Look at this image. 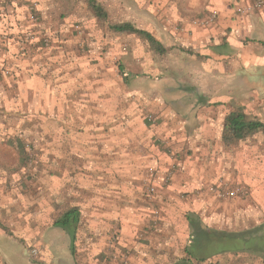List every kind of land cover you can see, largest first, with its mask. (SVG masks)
Wrapping results in <instances>:
<instances>
[{"label": "crops", "instance_id": "crops-1", "mask_svg": "<svg viewBox=\"0 0 264 264\" xmlns=\"http://www.w3.org/2000/svg\"><path fill=\"white\" fill-rule=\"evenodd\" d=\"M196 1L187 0L192 6ZM260 2L264 0H205L200 7L228 20L226 25L195 29L190 45L206 50L210 62L232 64L227 71L195 74L200 88H177L173 72L153 78L170 88L131 90L122 80L117 82L120 88H114L103 68L92 65L97 61L92 51L68 52L61 43L41 63L32 62L24 70L17 64L15 74L26 76V87L17 96L28 97L20 109L31 118L40 115L41 179L24 190L0 191V246L12 240L28 251L24 243L29 241L39 251L45 246L57 254L62 241L66 259L60 263L79 264L66 232L55 227L58 218L77 207L80 226L85 227L79 229L82 264H175L190 241L189 214L199 215L208 228L227 231L251 221L243 222L242 216L248 217L244 207L251 208L264 188V153L256 157L249 140L243 150L242 140L225 139L226 110L233 107L230 114L237 113L241 104L233 98H241L237 80L242 61L235 51L238 44L224 37L227 27L247 28L264 51V7L247 18L234 15L236 4ZM175 42L183 45L180 36ZM11 57L9 53V62ZM139 108L159 115L157 139L173 149V156L155 147L156 138L130 135V112ZM18 125L34 129L24 121ZM220 180L247 187L251 201H207L204 189ZM149 185L157 190L152 198L146 195ZM55 213L57 218L51 220ZM0 264H5L1 248Z\"/></svg>", "mask_w": 264, "mask_h": 264}, {"label": "rangeland", "instance_id": "rangeland-1", "mask_svg": "<svg viewBox=\"0 0 264 264\" xmlns=\"http://www.w3.org/2000/svg\"><path fill=\"white\" fill-rule=\"evenodd\" d=\"M97 1L107 10L109 14L107 21L98 19L86 0H0V181L3 182L0 183V191L14 187L24 190L25 187H31L41 179L42 130L41 124L38 123L40 115L35 114L31 118L30 115L23 113L25 109H20L25 106L28 97L17 96L19 90L26 87L24 82L26 76L18 77L15 74L17 64L24 70L31 66L32 62L41 63L52 51L57 52L56 48L61 43L65 48H70L68 52L73 51L83 55L92 51L93 57L97 60L92 62V65L98 63L97 66L103 68L109 75L108 78H111L108 82L114 88H120L117 82L122 80L126 81V85L131 90L146 92H154L160 86L170 88L171 84L160 85L156 79H153L156 78L155 75L162 72L165 74L173 72L177 88L196 89L200 88L202 82L196 80L195 74H206V69L221 68L223 70L225 68L227 71L232 67V64L210 62L211 57L207 55L206 50L203 52L200 47L196 48L189 43L194 38L195 29H208L227 23L228 19L223 20L225 22L221 21L216 11L200 10L205 0L196 1L197 3L193 4L194 7L187 0ZM249 5L254 3L246 6L236 4L234 13L236 18L250 17L255 11L252 13L244 11ZM214 13L215 17L212 16ZM123 23H131L140 30L150 32L165 47L167 45L170 53L158 54L152 50L144 38L134 34L116 33L112 30V26ZM158 34H161L163 38ZM176 36L182 38V46L175 42ZM224 38L238 44L235 51L241 56L242 61L241 78L237 80L240 84L241 98H233L241 99L240 106L235 108L236 112L242 114L246 121L264 123V56L261 54L264 51L256 45L257 42L253 40L247 28L238 31L227 27ZM91 47L93 49H90ZM9 53L12 55L11 62L7 59ZM208 84L210 82L206 81V85ZM40 86L39 82L37 87ZM231 108L226 110V117L233 111V107ZM150 118L153 120L150 121ZM21 121L34 125V129L24 125L19 127L18 124ZM129 124L131 136L139 139L153 138L154 140L156 138L157 141L155 143L153 141L156 144L155 147H161L160 149L168 156L174 155L172 148L157 139L160 118L153 110L132 109ZM120 136V130H115V137ZM247 140L253 144L252 151L256 153V157L264 153V132H258L242 140L243 150L248 146ZM221 182L225 183V189L232 190L239 186L244 188L247 194L235 199H224L212 194L209 188ZM256 187L260 188V186ZM204 193L207 201L213 204L230 203L234 200L244 202V200L252 199L247 187L222 180L209 185L204 189ZM255 197L253 204L250 205L251 208L244 207L247 208L245 212L248 214V219L242 216L243 222L251 221L241 224L240 229L237 227L229 231L239 232L262 228L259 234L264 236V188H261ZM213 211L214 209L211 210L212 215ZM23 213L24 210L20 212V214ZM56 216L58 213H55L51 220L57 218ZM20 217L18 216L17 220H20ZM80 228L84 229V224ZM80 234L79 231L74 253L71 250L70 236L65 233V238L70 239V250L74 259L80 260L79 264H82L84 258H81L78 251ZM58 241L59 239L55 238V242ZM24 244L28 251L23 245L12 240L1 243L0 248L5 264H61L60 259L64 261L66 259L65 245L62 241L56 249L57 254L45 246L41 247L42 252H40L29 241ZM34 251L37 252L36 256L33 254ZM220 262L236 264V257H217L206 264ZM257 264L260 262L258 261Z\"/></svg>", "mask_w": 264, "mask_h": 264}, {"label": "trees", "instance_id": "trees-1", "mask_svg": "<svg viewBox=\"0 0 264 264\" xmlns=\"http://www.w3.org/2000/svg\"><path fill=\"white\" fill-rule=\"evenodd\" d=\"M86 1L98 19L108 20L109 14L100 2L97 0ZM112 30L121 34L138 35L144 38L152 50L158 54L167 53L165 46L150 32L140 30L131 23L114 25ZM258 132H264L263 122L246 121L244 116L239 113L230 114L226 118L225 139L244 140ZM80 217L79 209L74 207L55 221V227L61 228L70 236L73 253L80 229ZM187 219L191 229L190 241L184 249L183 258L175 264H206L223 256H235L236 264H257L258 261L260 264H264V236L259 234L262 228L233 232L208 228L197 214H189Z\"/></svg>", "mask_w": 264, "mask_h": 264}, {"label": "built area", "instance_id": "built-area-1", "mask_svg": "<svg viewBox=\"0 0 264 264\" xmlns=\"http://www.w3.org/2000/svg\"><path fill=\"white\" fill-rule=\"evenodd\" d=\"M264 7V3L260 2L254 5H249V7H247L244 11L247 12H253L256 10H260ZM213 17L216 16V14L214 13L212 15ZM153 119L150 118V121H152ZM171 178V175L167 176V181H169ZM225 183L221 182L215 186H211V188H209V191L212 194L217 195L218 197L224 198V199H235V198H240L242 196H245L247 194L246 190L244 188H241L239 186L232 188V190L229 189H225ZM156 187L153 185H149L148 191H147V196L148 198H152L156 195ZM33 254L36 256L37 252L34 251ZM121 264H127L126 261H123Z\"/></svg>", "mask_w": 264, "mask_h": 264}]
</instances>
